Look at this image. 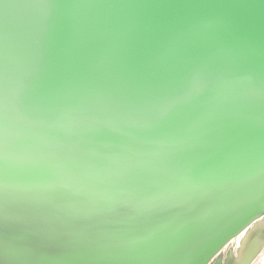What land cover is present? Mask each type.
I'll return each instance as SVG.
<instances>
[{"label": "snow or ice", "instance_id": "snow-or-ice-1", "mask_svg": "<svg viewBox=\"0 0 264 264\" xmlns=\"http://www.w3.org/2000/svg\"><path fill=\"white\" fill-rule=\"evenodd\" d=\"M26 3L37 12L22 23L0 12V264H169L172 252L164 246L111 244L71 231L90 216L69 203L80 194L58 196L64 185L46 160L13 165L10 136L23 126L70 143L67 114L98 102L102 116L82 113L95 120L90 139L110 136L145 155L163 148L159 165L181 184L203 187L223 178L236 153L264 176V41L257 45L238 31L225 40L207 26L154 18L125 28L102 11L123 6L115 0ZM18 72L37 86L13 101L9 87ZM125 78L138 86H115ZM237 100L247 103L236 107ZM38 178L49 181L43 196L32 187ZM148 179L134 173L127 183L143 187Z\"/></svg>", "mask_w": 264, "mask_h": 264}, {"label": "water", "instance_id": "water-1", "mask_svg": "<svg viewBox=\"0 0 264 264\" xmlns=\"http://www.w3.org/2000/svg\"><path fill=\"white\" fill-rule=\"evenodd\" d=\"M115 2L123 6L102 11L118 18L125 28L139 18H154L177 27L207 26L225 40L238 31L257 45L264 41V0ZM0 12L22 23L37 10L26 0H0ZM36 86L35 79L18 72L9 87L10 97L14 101L22 89L27 93ZM115 86L135 88L138 84L125 78ZM233 103L243 107L247 102ZM89 110H94L96 117L103 115L98 102L85 103L79 111L67 114L64 130L72 134L70 143L57 144L45 130L23 126L9 139L13 165L24 159L46 160L55 166L57 179L64 185L57 195L80 194L69 203L86 209L90 216L70 226L71 231L111 244L164 246L172 252L169 264H253L264 243V176L251 169L242 153L228 161L223 178L203 187L181 184L160 167L156 153L163 148L145 155L114 143L110 136L90 139L86 133L95 120L82 115ZM113 124L119 126V122ZM70 168L80 171L67 174ZM140 172L149 177L145 186L127 183L129 176ZM32 187L43 196L49 191V181L38 178ZM152 204L163 210L152 214L142 211Z\"/></svg>", "mask_w": 264, "mask_h": 264}, {"label": "rangeland", "instance_id": "rangeland-1", "mask_svg": "<svg viewBox=\"0 0 264 264\" xmlns=\"http://www.w3.org/2000/svg\"><path fill=\"white\" fill-rule=\"evenodd\" d=\"M253 264H264V243H263L262 249L255 256Z\"/></svg>", "mask_w": 264, "mask_h": 264}]
</instances>
